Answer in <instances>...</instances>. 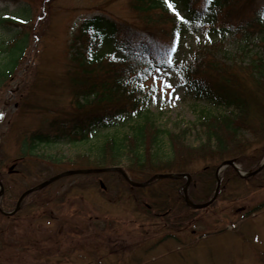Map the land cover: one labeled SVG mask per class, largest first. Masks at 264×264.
I'll return each instance as SVG.
<instances>
[{
	"label": "rangeland",
	"instance_id": "374dc122",
	"mask_svg": "<svg viewBox=\"0 0 264 264\" xmlns=\"http://www.w3.org/2000/svg\"><path fill=\"white\" fill-rule=\"evenodd\" d=\"M258 3L264 0H255ZM100 11L119 22L139 21L128 0H0V62L6 59L8 41L16 31L2 19L29 17L36 34L16 76L0 88V171L8 185L1 202L8 209L25 187L71 167L96 166L83 165L82 160L96 156L101 140L123 136L141 120L126 116L86 141L39 144L10 171L20 157L22 140L35 130L47 131L51 118L73 108L69 44L84 19ZM196 38L185 37L173 58L190 60ZM98 46L91 39L85 49L96 51ZM153 76L168 80L172 88L161 92L160 80L153 85ZM142 79L146 87L138 89L141 95L148 93L149 115L156 126L173 132L188 129L186 140L191 144L200 142L201 116L224 111L208 99L196 98L173 67L160 64L131 77L136 84ZM131 192L136 195L112 172L71 175L35 190L18 214L0 217V264H264V206L247 213L264 203V172L253 182L229 183L216 203L197 210L196 219L179 231L164 226L166 217L151 215L144 201L134 203Z\"/></svg>",
	"mask_w": 264,
	"mask_h": 264
},
{
	"label": "trees",
	"instance_id": "16d2710c",
	"mask_svg": "<svg viewBox=\"0 0 264 264\" xmlns=\"http://www.w3.org/2000/svg\"><path fill=\"white\" fill-rule=\"evenodd\" d=\"M170 2L184 12L180 16L190 23L177 19L165 0H128L139 19L131 25H120L104 14L82 22L69 44L73 108L63 116L51 118L47 131L36 130L25 137L20 156L32 154L39 144L61 139L86 141L97 129L111 128L118 119L137 115L141 120L129 131L101 140L96 156L87 154L89 157L82 164L122 165L138 181L157 172H189L193 178L189 194L198 202L213 194L216 169L225 160H236L246 170L259 165L264 151V4H255V0ZM241 7L245 9L238 10ZM19 19L1 20L4 25H14L16 31L8 41L6 59L0 62V88L16 76L36 38L32 34L33 19ZM176 32L179 42L190 34L199 39V44L191 47L193 59L183 73L194 96L225 108V112H206L201 116L197 145L186 140L188 129L173 132L156 126L147 110L148 101L126 82L128 75L148 64L144 54L156 52L155 57L162 56L166 61ZM91 39L98 41L99 48L87 52L85 47ZM150 59L149 63L153 62ZM1 152L0 148V156ZM257 175L242 178L232 166H227L221 176L219 196L229 183L253 182ZM185 181L186 178L162 179L148 186L147 192L137 187L133 189L136 195L132 193L138 202L150 203L148 212L163 210L167 225L181 228L196 219L197 211L183 199ZM263 206L261 203L251 210Z\"/></svg>",
	"mask_w": 264,
	"mask_h": 264
},
{
	"label": "water",
	"instance_id": "95a60500",
	"mask_svg": "<svg viewBox=\"0 0 264 264\" xmlns=\"http://www.w3.org/2000/svg\"><path fill=\"white\" fill-rule=\"evenodd\" d=\"M225 164L233 165L241 176L253 175V174L257 173L258 171H260L263 168V166H264V162H263L262 165L260 167H258L257 169H255L254 171H242L241 168L239 167V165H237L234 161L227 160L222 165L219 166L218 172L221 170V168ZM108 170L120 171L132 185H138V186L147 185V184L151 183L154 179H159V178H163V177H182L184 175H187L189 179H188V182L186 183V185L184 186L185 200L187 201V203L189 205H191L192 207H195V208H202V207H206L209 204H211L215 200V198L217 197L219 186H220V178H219V175H218L217 186H216V189H215V192H214L213 196L206 202L196 203V202L191 200V198L188 195V191H187V186H188L189 181H190V175L189 174H184V173L183 174L182 173L181 174L180 173H176V174L175 173H156L150 179H148L145 182H136V181L131 180L129 178V176L125 173V171L121 167H117V166L101 167V168H87V169H71V170H67V171H64L62 173H59L58 175H55V176L51 177L50 179L40 183L39 185H37V186H35L33 188H30L29 190H27L26 192L23 193V195L20 197V200H19L18 204H20L22 198L27 193H29L30 191H32L34 189H37V188H42L45 185L51 183L52 181H54V180H56V179H58V178H60V177H62L64 175L74 174V173L101 172V171H108ZM3 192H4V187H3V185H2V183L0 181V196L3 194Z\"/></svg>",
	"mask_w": 264,
	"mask_h": 264
},
{
	"label": "snow or ice",
	"instance_id": "6c2138e0",
	"mask_svg": "<svg viewBox=\"0 0 264 264\" xmlns=\"http://www.w3.org/2000/svg\"><path fill=\"white\" fill-rule=\"evenodd\" d=\"M165 3L167 4L168 8L171 9V10L176 14L177 19L183 21L185 24L190 23V21H188V20L185 19L184 17L180 16L179 12L176 11V9H175V8L173 7V5L171 4L170 0H165ZM178 44H179V32H176V33L174 34L173 44H172V46L169 48V56H168L167 60L165 61V63H166L169 67H171V65L174 63V60H173V58H172V56H171L170 54H171L172 52L175 51L176 46H177ZM114 58H115V57H114ZM155 71H156V72H159L160 69L157 68V69H155ZM167 74H168V73H165V75H167ZM145 79H147V76H145ZM157 80H160V91H161V92H164V91H166L167 89H171V88H172V84L169 83L168 80H166V79H162L161 77H158V76H153V85L156 84V81H157ZM138 86L141 87V88L146 87V85H144V84H140V85H138ZM152 91L155 92V91H156V88L153 87V88H152Z\"/></svg>",
	"mask_w": 264,
	"mask_h": 264
}]
</instances>
